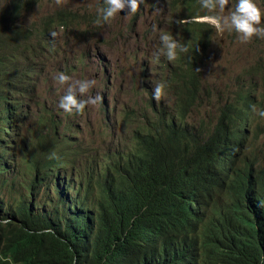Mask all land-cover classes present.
<instances>
[{"label":"clouds","instance_id":"1","mask_svg":"<svg viewBox=\"0 0 264 264\" xmlns=\"http://www.w3.org/2000/svg\"><path fill=\"white\" fill-rule=\"evenodd\" d=\"M66 1L76 4H63L66 7L60 6L57 10V0H5V7L0 8L1 27L30 34L28 41L23 38L0 41V69L16 71L13 75L17 76L10 78L13 79L10 86L3 85L2 77L0 96L30 100L33 90L37 94L40 87L56 86V80L61 85L68 82L72 71L79 78L72 79L57 107L41 104L37 114L39 98L36 95V100L28 107L29 115L22 119L26 121L23 134L29 132V120L36 124L41 110H53L73 126V135L69 134L73 142H83L87 131L95 137L106 131V151L94 150V167L105 153H112L119 160H125L126 155L134 157L139 151L142 155L163 154L168 161L179 157L189 169L186 180L181 183L189 186L188 172L191 175L200 168L201 183L210 184V170L203 169L199 151L186 154L183 140L194 127L211 128L221 121L224 137L230 140V145L237 143L226 171L219 173L222 158L216 167L222 184L228 189L235 186L233 164L236 160L251 179L258 173L264 176V67L254 65L255 73L245 71L243 78L233 77L230 70L227 77L235 84L233 90L221 82L208 83L203 79L208 51L219 35L223 38L237 35L241 43L248 44L247 51H237V55L246 54L264 61V51L258 44L264 38V0H87L82 4L77 0ZM49 5L54 7L49 8ZM93 23H107L111 27L97 45L77 44L72 48L65 38H59L78 30L76 38L90 42L87 29L83 27ZM157 66L160 72L154 78ZM50 67L62 72L56 80H49ZM83 70L88 73L83 74ZM105 72L109 73L110 84L103 98ZM123 73L129 75L128 84L132 86H127L124 79L121 86L118 85L117 78ZM192 76L199 79L195 85L180 86L168 80ZM126 86L128 98L122 99L119 94ZM103 104L113 123L112 134L104 117L107 113ZM87 112L96 114L97 121L80 123L82 130L78 131L77 122L73 123L75 115L79 114L78 118L82 119L80 115ZM166 112L177 113L183 120L171 123ZM161 126L167 131L159 138ZM76 134V139L81 137L80 140H74ZM96 170L101 172L102 167ZM10 175L15 183L25 184L24 168L15 166ZM42 175L35 180L38 182ZM182 195L169 199L177 209L194 212L193 202L198 206L199 199L203 200L208 192L201 190Z\"/></svg>","mask_w":264,"mask_h":264},{"label":"trees","instance_id":"2","mask_svg":"<svg viewBox=\"0 0 264 264\" xmlns=\"http://www.w3.org/2000/svg\"><path fill=\"white\" fill-rule=\"evenodd\" d=\"M20 38L28 41L30 34L0 26V41ZM14 73L0 69L4 86L13 85ZM168 80L199 82L196 76ZM36 95L0 96V264H264V176L251 179L236 160L235 186L222 184L216 167L232 153L221 121L184 135L186 154L199 151L210 170V184L201 183L197 168L188 172V186L181 183L189 170L183 161L163 154L139 151L119 160L105 153L98 172L94 148L73 142V126L53 110H41L34 131L23 134ZM165 115L171 123L183 120ZM165 131L161 126L159 138ZM15 166L24 168L25 184L11 179ZM201 190L208 196L199 199L197 214L169 199Z\"/></svg>","mask_w":264,"mask_h":264},{"label":"rangeland","instance_id":"3","mask_svg":"<svg viewBox=\"0 0 264 264\" xmlns=\"http://www.w3.org/2000/svg\"><path fill=\"white\" fill-rule=\"evenodd\" d=\"M85 1L87 0H77L79 4H82ZM4 2L5 0H0V8L5 7ZM63 4H72L74 6L76 3L75 2L70 3L66 0H57V6L55 7H57V10L60 6L66 7ZM86 4L88 3L86 2ZM48 7L50 8L54 6L49 5ZM84 29H87L86 34L90 37L91 39L90 42H87L82 39H77L76 35L78 34V30L67 32L66 37L64 35H59V38H65L67 42L69 43V45L72 48H75L77 44L88 45L89 43H93V45H97L99 41L111 31V27L107 23H99V24L93 23L91 24L90 27L84 26L83 30ZM231 37H232L231 34H229L226 38H223L220 35L218 36L214 44V47H212V49L208 51V58L206 60V64H204V67H203L204 69L203 72L205 73L203 79L208 83L221 82L223 85H226L228 89L233 90L235 87V84L231 82L230 79L227 77L230 70H232L233 77L243 78L245 71H250L251 73H255V71L252 70V67L254 65L259 64L264 67V61H262V58L260 60H255L247 56L246 54L237 55V53H235L237 51L246 52L248 44L241 43L237 39V35H234L232 39ZM258 44L260 46V49L264 51V38H262V40L259 41ZM81 72L83 74L88 73V71H85V70ZM159 72L160 71L158 70V66H157L152 76H154V78H157ZM59 73H62V72L58 69H55L54 67H50L49 80H56L55 77ZM74 75H75V72L72 71L70 80L63 85L58 83V81L56 80V86L40 87L37 92V97L39 98V102H37V104L39 106L38 108H36L35 114H37V112L39 111L41 104H44L46 107H57L59 105L60 99L66 94L69 84H72V79H79L77 76H74ZM107 76L108 75L105 72V75H104L105 85H108L107 80H106ZM117 79H119L118 80L119 86H121L122 84L121 79H124L125 84L127 86L133 85V84H128L129 79L131 78L126 73H123V75ZM127 86L126 88H123L124 87L123 86L122 91L124 92H120L119 94V96L122 97V99L128 98L127 97L128 95L126 93ZM105 89H106V86H105ZM214 99L215 98H213V100ZM105 115H107L105 116V119L107 121V126L110 129L111 134H112V132L114 131L113 123L110 120L111 118L109 114H105ZM32 116H35V115H32ZM78 116L79 114H76L75 115L76 120H73V123L79 122L78 131L79 129L82 130L81 129L82 124L80 123H85V121L88 120L90 123L95 124L97 121L96 114H89L88 112L85 115L81 114L80 116L84 117L82 119L78 118ZM35 126L36 124L34 120H29L27 122V130H29L27 134H29V136H30V131L34 130ZM84 136L86 138H83L84 140L83 144L88 143L90 147L94 148V150L99 149L102 151H106L107 135H106L105 130H104V135H99L98 137H95L94 133H89V131H87V134H85ZM80 138L81 137L75 140H80ZM112 149H115V145L114 146L112 145Z\"/></svg>","mask_w":264,"mask_h":264},{"label":"bare ground","instance_id":"4","mask_svg":"<svg viewBox=\"0 0 264 264\" xmlns=\"http://www.w3.org/2000/svg\"><path fill=\"white\" fill-rule=\"evenodd\" d=\"M180 12H182V9H178ZM137 12H138V10H137ZM136 12V13H137ZM136 13L135 14H133V17H131V19H130V21H129V23L127 24V26H126V28H125V30L123 31V33H125L126 31H127V29H128V27L131 25V23H132V21H133V19H134V16L136 15ZM154 33V31L152 30V34ZM148 66H150V64H147ZM106 74L108 75L107 76V83H108V85H105L106 86V89H104L103 88V90H102V97L103 98H105V94H106V92H107V90L109 89V73L108 72H106ZM103 79H105L104 77H103ZM104 83V82H103ZM106 83V84H107ZM104 94V95H103ZM25 101V100H24ZM104 103V102H103ZM103 105H105V111L106 110H108L107 109V107H106V104H103ZM28 107H29V105H27ZM27 106H26V108H27ZM106 113L107 114H109L108 113V111H106ZM104 117H105V114H104ZM76 118V117H75ZM106 120V119H105ZM106 123H107V121H106ZM77 126L79 125V122H77V124H76ZM76 135H78V134H76ZM74 137H76L75 135H74ZM239 138H240V136H239ZM236 145H237V143H233L232 145H231V149H230V151H231V153H232V155H231V158H226V159H229V161H227V162H222V163H226V164H228L229 166H230V164L232 163V157H233V154H234V152H235V148H236ZM222 163L220 164V166L222 165ZM228 165H227V167H228ZM219 166V167H220ZM226 169V168H225ZM197 203H196V201L195 202H193V210H194V212L196 213V207H197V205H196ZM257 205V204H256ZM198 212V211H197ZM197 214V213H196Z\"/></svg>","mask_w":264,"mask_h":264}]
</instances>
